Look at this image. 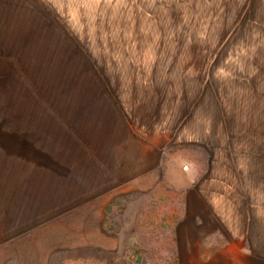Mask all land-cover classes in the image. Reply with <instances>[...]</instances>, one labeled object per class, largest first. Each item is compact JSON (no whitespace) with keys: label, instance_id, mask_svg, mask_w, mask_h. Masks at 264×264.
I'll return each instance as SVG.
<instances>
[{"label":"rangeland","instance_id":"374dc122","mask_svg":"<svg viewBox=\"0 0 264 264\" xmlns=\"http://www.w3.org/2000/svg\"><path fill=\"white\" fill-rule=\"evenodd\" d=\"M209 91L264 145V4L0 0V264H193L170 169L189 177L191 109ZM172 114L181 143L162 134ZM132 163L154 170L132 179ZM114 176L97 226L84 200Z\"/></svg>","mask_w":264,"mask_h":264},{"label":"crops","instance_id":"0c3cea01","mask_svg":"<svg viewBox=\"0 0 264 264\" xmlns=\"http://www.w3.org/2000/svg\"><path fill=\"white\" fill-rule=\"evenodd\" d=\"M244 2L264 4V0ZM226 94L209 91L207 105L191 109L189 177L182 178L179 168L171 166V176L185 180L187 187L182 188L189 191L185 194L189 195V204L185 208L177 205L176 213L172 211L173 220L182 229L189 228V232L180 231L182 236L175 242L189 246L186 251L193 264H264V145L253 134H247L242 109L231 107ZM167 117V124L172 126H166L164 139L181 143L180 117ZM146 151L156 150L152 147ZM104 170L106 178L113 175L109 166ZM153 170L135 163L123 167L127 174L139 172L132 179L150 175ZM114 183L115 176L107 182L110 186L93 188L84 198L85 203H94V214L88 219L93 218L97 226H103L109 207L116 206L106 201L109 193L115 194ZM135 190L143 189L137 186ZM150 219L147 221L152 224ZM105 235L101 231V242L103 237L117 241L112 235ZM91 258H84L83 264H90Z\"/></svg>","mask_w":264,"mask_h":264},{"label":"trees","instance_id":"16d2710c","mask_svg":"<svg viewBox=\"0 0 264 264\" xmlns=\"http://www.w3.org/2000/svg\"><path fill=\"white\" fill-rule=\"evenodd\" d=\"M26 149H27V148H26ZM29 150H30V151H32V149H31V148H29Z\"/></svg>","mask_w":264,"mask_h":264}]
</instances>
